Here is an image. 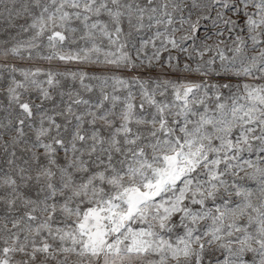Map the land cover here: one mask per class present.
<instances>
[{
    "label": "snow or ice",
    "instance_id": "1",
    "mask_svg": "<svg viewBox=\"0 0 264 264\" xmlns=\"http://www.w3.org/2000/svg\"><path fill=\"white\" fill-rule=\"evenodd\" d=\"M0 22V264H264V0Z\"/></svg>",
    "mask_w": 264,
    "mask_h": 264
},
{
    "label": "rangeland",
    "instance_id": "2",
    "mask_svg": "<svg viewBox=\"0 0 264 264\" xmlns=\"http://www.w3.org/2000/svg\"><path fill=\"white\" fill-rule=\"evenodd\" d=\"M0 27H4L3 23L0 22ZM203 28L201 29V34H203ZM2 35V34H0ZM227 35V34H226ZM229 44L231 43V41H227ZM150 51V50H149ZM45 64L47 62H44ZM23 66H28L26 63ZM249 260V264H251V255H249L248 257H246ZM223 257L219 255V253H210L206 259H205V264H219V260H222Z\"/></svg>",
    "mask_w": 264,
    "mask_h": 264
}]
</instances>
